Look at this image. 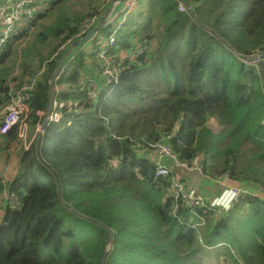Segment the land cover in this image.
Instances as JSON below:
<instances>
[{"label": "trees", "instance_id": "obj_1", "mask_svg": "<svg viewBox=\"0 0 264 264\" xmlns=\"http://www.w3.org/2000/svg\"><path fill=\"white\" fill-rule=\"evenodd\" d=\"M109 1L71 10L68 0H39L32 29L18 31L0 49L1 107L38 74L31 134L42 122L36 112L46 110L58 59ZM185 1L188 13L178 11V0H138L108 52L122 61V71L101 103L102 116L78 82L96 76L95 53L111 25L90 37V49L73 50L59 74L54 96L78 101L81 111L43 126L40 161L36 136L17 151L15 128L0 139V167L3 158L17 160L7 179L0 176V264H102L108 231L104 264H203L220 248L225 259L216 256L217 264H264L263 198L245 197L220 218L202 208L194 215L181 204L174 211L169 179L154 175L147 144L162 142L182 161L201 157L207 165L209 157L214 173L264 192V61L245 66L232 52L264 51V0ZM141 46V55L124 59ZM9 61L11 72L4 74ZM96 88L101 97L108 89ZM209 117L222 126L218 133L207 126ZM5 191L17 202L5 203ZM199 216L202 243L189 227Z\"/></svg>", "mask_w": 264, "mask_h": 264}, {"label": "built area", "instance_id": "obj_2", "mask_svg": "<svg viewBox=\"0 0 264 264\" xmlns=\"http://www.w3.org/2000/svg\"><path fill=\"white\" fill-rule=\"evenodd\" d=\"M39 0H0V49L5 45L15 33L20 30H31L29 21L33 19L36 10L35 4ZM112 1V9L107 16L104 25H111L113 28L106 40H102L99 45V50L95 53V58L98 65L95 67L96 76H86L79 80L78 84L81 90L87 89V97L90 101L99 103L97 114L101 115V103L105 96L109 95L112 87L118 83V76L122 71V61L114 62L111 54L112 45L115 42V34L120 25L125 20L124 18L135 8L138 0H122ZM177 8L180 12L190 11V7L178 0ZM100 21L98 16L91 17L84 22L82 32L86 33L91 27ZM146 47L141 46L135 52L129 51L124 59H134L141 55ZM253 52L250 54L236 53L237 59L245 66H256L261 61H264V51L262 53ZM38 74L32 76L19 89L11 91L6 99V104L0 112V139H6L8 132L15 128L17 137L20 139L16 150H27L35 136L42 133L43 126L49 122H56L64 117V114L79 113L81 106L76 100H62L55 96L51 102V112L45 116V111H37L41 123L35 126V132L30 140H27V130L29 127V114L33 112L30 108L31 91L37 84ZM104 82V83H103ZM100 84L103 89H107L104 96L100 93L96 86ZM91 86V87H90ZM94 86V87H92ZM44 120V125H43ZM109 121L105 124L108 126ZM70 124V121H66ZM114 139L117 136L112 135ZM169 137V136H167ZM154 152V175L155 177L168 178L170 181L169 196L174 201V208L181 204L188 209L192 214L197 215L195 209L202 208L203 212H209L215 218L225 216L233 206L245 197H257L264 199V192L261 187L250 189L240 185L227 172L209 173L207 166L204 164V159L196 157L190 163L180 160L173 150L162 142L147 144ZM198 172L203 179L208 181L218 191L217 194L211 195L208 200L205 195L195 187H188L187 182L182 177V172ZM0 176L5 180V175L0 173ZM7 203L13 204L16 201V196L13 193H7ZM200 223L190 224L189 227L198 229L204 223L203 216H199ZM197 240L202 243L201 234L197 233Z\"/></svg>", "mask_w": 264, "mask_h": 264}, {"label": "water", "instance_id": "obj_3", "mask_svg": "<svg viewBox=\"0 0 264 264\" xmlns=\"http://www.w3.org/2000/svg\"><path fill=\"white\" fill-rule=\"evenodd\" d=\"M116 1L118 2V1H122V0H114V2H116ZM180 1L183 2L184 4L186 2L185 0H180ZM112 7H113V5H110L106 9L105 13L102 15L100 21L96 25H94L93 27H91L82 37H80V38L74 40L73 42H71L69 44V46L61 54L60 58L58 59V62L56 64V66H55L54 70L51 72L50 77H49V80H48V87H49L50 97H49V102H48L47 107H46V110H45V116H48L50 114V112H51V109H52L51 102H52V99L54 97L53 90H54L55 82L58 80L59 74L64 69L65 63H66L69 55L73 52L74 49H76L80 45H83L84 43H86L90 39V37L98 29H100L101 27L104 26L105 20H106L107 16L109 15ZM259 53H262V51L259 52ZM44 124L45 123H44V120H43V125ZM39 140H40V134H38L36 136V140H35V154H36L37 159L40 161V159L38 158V155H37V149H38ZM42 165L45 166L44 163H42ZM48 171L52 173V171L49 168H48ZM52 175L54 176L53 173H52ZM198 178H199V174L196 171H192L191 181H190L189 185H191V186H197V184H198ZM55 185H56V192H57V195L59 197V184H58V181L56 179H55ZM59 199H60V197H59ZM60 202H61V204H62V206H63V208L65 210H69V207L66 206L62 202L61 199H60ZM108 232H109V238L105 242V249H104V253H103V256H102V264H104V259L106 257L107 249H108V247H109V245L111 244V241H112L111 231H108Z\"/></svg>", "mask_w": 264, "mask_h": 264}, {"label": "rangeland", "instance_id": "obj_4", "mask_svg": "<svg viewBox=\"0 0 264 264\" xmlns=\"http://www.w3.org/2000/svg\"><path fill=\"white\" fill-rule=\"evenodd\" d=\"M88 1H90V0H68V2L66 3L67 5H68V7L72 10V9H74V8H76V7H79L80 5V3H86V2H88ZM92 1H96V3L100 6L101 4H100V1L101 0H92ZM113 3H112V1L110 0L109 1V3H108V6H107V8L110 6V5H112ZM74 7V8H73ZM106 8V9H107ZM106 9H105V11H106ZM104 14V13H103ZM130 15V14H129ZM129 15H127L128 17H129ZM126 16V17H127ZM126 17L124 18V19H126ZM101 19V18H100ZM98 23V22H97ZM96 23V24H97ZM95 24V25H96ZM88 42V41H87ZM22 45H24V41L21 43V45L18 47V48H20ZM83 45H85V43L83 44ZM87 50L88 49H90V46H88L87 48H86ZM75 50V49H74ZM230 51H232V50H230ZM235 55H236V53H235V51H232ZM69 58V57H68ZM11 64V61H9L6 65H4L3 66V72H4V74H6V73H10L11 72V68H10V65ZM54 88H55V86H54ZM55 90H57V88H55ZM1 97H2V95H1ZM5 102H6V99H5ZM6 104V103H5ZM5 104H4V106H5ZM2 106V103H0V112L2 111V109H3V107H1ZM80 111H81V109H80ZM79 111V112H80ZM207 126L209 127V128H211V130L214 132V133H218L219 131H220V129L222 128V126L220 125V124H218L215 120H212L210 117H209V119H208V121H207ZM27 135H28V133H27ZM26 135V136H27ZM207 159V169H208V172L209 173H214L215 171L214 170H212L211 169V167H210V165L212 164V162H211V159L208 157V158H206ZM9 161H10V159L9 160H7V159H4L3 158V160L1 161V165H3V166H9V165H11V164H8L9 163ZM1 168V167H0ZM1 172V171H0ZM5 203H6V201H5ZM1 217V216H0ZM217 252H221V248L219 249V250H217ZM217 252H214L213 253V255H215V256H211V257H208V258H205V259H203L202 260V263L203 264H217V258H216V256H220L219 255V253H217ZM231 254H233L234 256H235V258L236 259H238V261H239V256L237 255V254H235L234 253V249L233 248H231ZM221 254H223V253H221ZM219 259H225V257L223 258L222 256H220V257H218ZM227 260L229 261V263L231 262V257H229V258H227ZM240 262V261H239ZM232 263V262H231ZM240 264H243V262H240Z\"/></svg>", "mask_w": 264, "mask_h": 264}, {"label": "crops", "instance_id": "obj_5", "mask_svg": "<svg viewBox=\"0 0 264 264\" xmlns=\"http://www.w3.org/2000/svg\"><path fill=\"white\" fill-rule=\"evenodd\" d=\"M89 46V42H86L85 45H83V48H87ZM35 132V130H34ZM34 132L31 134L30 130H29V127H28V130H27V140H30L33 135H34ZM17 151V150H15ZM16 163H17V160H16V157L15 156H12L10 158V161L8 164H11L9 166H2L0 168V173L4 174L5 175V179H7V176H9L10 174H12L15 169H16ZM198 173V172H197ZM182 177L183 179L185 180V182H187V185L188 187H195L197 188L198 190H200L204 195L205 197H211V195L213 194H217V189L212 186L208 181H206L205 179L202 178V176L199 174V178H198V184L197 186H191L189 185L190 181H191V175H192V172H182ZM4 199L7 203V194L4 193Z\"/></svg>", "mask_w": 264, "mask_h": 264}, {"label": "clouds", "instance_id": "obj_6", "mask_svg": "<svg viewBox=\"0 0 264 264\" xmlns=\"http://www.w3.org/2000/svg\"><path fill=\"white\" fill-rule=\"evenodd\" d=\"M13 36H14V35H13ZM13 36H12V37H13Z\"/></svg>", "mask_w": 264, "mask_h": 264}]
</instances>
